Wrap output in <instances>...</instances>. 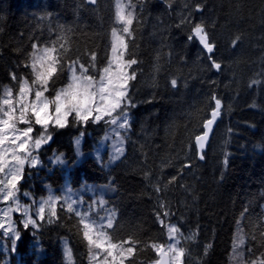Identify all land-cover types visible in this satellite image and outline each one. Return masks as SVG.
I'll list each match as a JSON object with an SVG mask.
<instances>
[{"label": "trees", "instance_id": "trees-1", "mask_svg": "<svg viewBox=\"0 0 264 264\" xmlns=\"http://www.w3.org/2000/svg\"><path fill=\"white\" fill-rule=\"evenodd\" d=\"M127 1L136 5L138 19L133 21L126 58L137 59L138 64L133 65L136 78L129 88L137 107L131 110L124 155L109 167L92 156L84 158L69 169L70 184L112 181L115 192L108 202L116 217L108 232L117 241H167L157 219V211L165 210L160 205L166 204L172 215L165 221L180 227L185 237L184 264H228L240 217L245 258H254L249 249L259 257L264 252V0H170L171 8L164 0ZM197 3L203 4L202 13L194 11ZM189 11L195 22L204 20L217 42V57L224 65L221 73L208 71L198 45L187 41L189 26L177 27ZM113 27H120L115 0H97L96 5L85 0H0V86L15 83L12 71L27 78L24 64L33 43L42 46L58 37L82 62L95 52L97 69H102L110 55ZM234 37L240 38L235 48ZM67 75L56 88L67 83ZM173 78L176 88L170 84ZM253 79L261 83L250 86ZM46 94L53 98L54 91ZM213 95L222 99L223 108L206 157L200 160L194 137L202 133L204 119L210 118ZM49 131L54 142L41 150L42 166L26 167L20 184V191L37 198L47 195V186L57 189L65 180V167L51 165L48 157L63 153L69 165L76 158L78 129ZM104 132L103 124L90 126L82 149L94 148ZM172 176L177 181L168 184ZM57 212L53 223L35 236L31 229L22 232L13 252L17 262L64 264L66 238L74 264H89L79 217L61 205ZM207 244L211 248L205 254ZM155 259V252L143 248L133 264H152Z\"/></svg>", "mask_w": 264, "mask_h": 264}, {"label": "snow or ice", "instance_id": "snow-or-ice-1", "mask_svg": "<svg viewBox=\"0 0 264 264\" xmlns=\"http://www.w3.org/2000/svg\"><path fill=\"white\" fill-rule=\"evenodd\" d=\"M89 4L96 5L97 0H87ZM171 8L170 0H164ZM121 0H116V22L121 28H112L111 53L107 57V63L102 69H97V56L95 52L89 54L87 60L81 61L79 56L69 54L67 43L63 37L45 44L31 45L32 52L27 57L24 67L29 69L27 78L18 75L15 71L9 73L15 83L11 86L2 85L3 93L0 95V199L6 205L0 208V239L11 242L10 251L15 252L18 242L22 240V232L32 230L34 236L45 224H51L58 216L57 204L61 207L66 204L68 213L79 217L82 225L83 239L89 247V264H133L136 253L143 248H149L155 252L157 259L153 264H176L183 255L181 240L185 239L180 227L166 222L165 218L172 215L166 204H161L163 211H157V219L162 228L167 232L168 240L164 242H139L136 239L115 240L107 231L112 229L114 214L109 215L104 223L97 222L89 213L95 205L104 206L103 198L94 200L86 211H80L76 205L82 203L71 197L49 195L47 199L26 205L19 202L17 193L20 191L21 181L24 180L25 165L30 169L42 166L40 152L54 142V134L49 129L57 131L76 128L78 135L74 138L76 164L80 163L79 157L83 155L81 146L87 129L92 125H107L111 136L105 140L113 141L114 149L112 159H120L124 155V140L128 139L127 133L132 127L131 110L137 107L130 95V81L136 78L133 65L138 64L134 58H126L129 47V39L133 35V21L138 19L134 15L135 4L127 5ZM194 11L203 12V4L197 3ZM189 26L187 41L196 43L199 52L204 54L208 71L221 73L224 65L217 57L218 44L208 31V25L201 18L195 22L192 12L181 16L177 27ZM240 42L239 37L232 39V47ZM67 73V83L63 87L56 88L59 80ZM214 83V82H213ZM261 81L253 79L250 86L260 84ZM172 88H176L178 81L171 79ZM54 91L52 99H49V90ZM15 90V91H14ZM214 101L210 118L204 119L202 133L194 137V149L200 160H204V151L208 143L209 135L213 131V125L221 116L223 108L222 99L211 96ZM255 106V105H253ZM22 125V126H21ZM39 126V128H37ZM99 159V157H98ZM53 165H66L63 153L49 158ZM184 167H191L185 164ZM31 175V173H29ZM177 176H172L168 184H175ZM89 191H95L93 186L86 185ZM107 187V186H105ZM160 191L159 188L156 189ZM67 191H71L69 187ZM24 196H29L28 192ZM246 211V210H245ZM13 213H19V221L13 219ZM32 213V214H30ZM242 217L245 213L241 214ZM18 225H22L20 228ZM240 225L237 224V233L240 238L234 239L230 260L238 258L240 249L245 244V238L240 233ZM195 237V233L192 234ZM255 239V235H252ZM138 244L141 245L138 248ZM264 247V243L261 245ZM205 247V254L210 250L211 244ZM254 258H245L247 264H264V252L255 257L252 249L248 250ZM68 264H72V253L67 247L64 249ZM133 259H129V258Z\"/></svg>", "mask_w": 264, "mask_h": 264}, {"label": "rangeland", "instance_id": "rangeland-1", "mask_svg": "<svg viewBox=\"0 0 264 264\" xmlns=\"http://www.w3.org/2000/svg\"><path fill=\"white\" fill-rule=\"evenodd\" d=\"M121 3L125 4L126 11L129 10L127 8V5L130 3L129 1L121 0ZM115 12H116V0H115ZM121 27H122V25H120V27H118L117 29H119ZM111 40H112V37H111ZM43 46L44 45H42L41 47H43ZM110 53H111V51H110ZM63 86H65V85H63ZM63 86H61V87H63ZM49 99H52V98L49 97ZM106 136H111L110 129H109V127L107 125H105V132L103 133L102 137L98 140V142L96 143L94 148L89 149V150H83L82 146H81V152L83 153V155L79 157L80 162L84 158L92 156L100 164H102V165H104L106 167H109L110 165L114 164L118 159L117 160H113L111 158L112 154H113V151H114V149L112 147L113 141L111 139L105 140ZM123 147H124V150H125V140H124V143H123ZM56 154H59V153H56ZM52 156H53V154L51 156H49L48 158H50ZM98 157H99V159H98ZM76 160H77V156L75 158L74 163L69 165L67 160H66V165H59L61 167H65L66 176H65L64 182L60 186H58L57 189H55L54 187L52 188L50 186H47V189L45 188L46 192H47V195H45L43 197H38V198L35 197L31 192H28L29 196L26 197V196H24V193L27 192V191H19L17 193V196L19 198V202L22 203V204H26V205H32L34 201L38 202L40 200L47 199V197L49 195L66 196V197H71V199L82 201V203H78L76 205V207L80 211H86L88 209V206L90 204H92L94 200H98L100 198H103L106 201V204L104 206L95 205L93 207L92 212H90L89 214L94 219H96L97 222H101V217L105 218L104 221H103L104 223H106V218L109 215L114 214V217H116V211L114 210V208L108 202V197L115 192V187L112 184L111 180H109L108 182H104V183L84 182L78 187H73L70 184L68 173H69V169L73 166V164H76L75 163ZM51 165H53V164H51ZM54 166H56V165H54ZM26 167H28V166L25 165V169H26ZM44 167H46V166H44ZM25 171L26 170H24V172ZM0 178H3L2 174H0ZM86 185L93 186L95 188V191H89L87 189ZM105 186H107V187H105ZM69 187L71 188L70 192L67 191V189ZM61 203H64V202L62 201V202L58 203L57 207L59 205H61ZM5 206L6 205L2 202V199H0V208L5 207ZM64 207L66 208V204L64 205ZM30 214H32V213H30ZM20 218L21 217H20L19 213H13V219L14 220L19 221ZM238 223H239L240 228H241L240 233H242L244 238H245V232H244V229H243V226H242V219L240 217L238 219L236 225H235L230 256L232 255L234 239H236L238 241L239 238H240V234L237 233V224ZM113 224H114V221H113ZM107 231H108V229H107ZM62 246H63V249H65V247L70 249V246H69L68 241H67L66 238L62 239ZM10 248H11V242L10 241L0 239V264H20L19 262L18 263L16 262V260L14 259L12 254L10 255V253H13L12 251H10ZM34 249L39 255L41 254V252L39 251V249H37L35 247V245H34ZM238 253H239L238 258L235 259V260H230L229 259V263L228 264H247V261L244 259V256H245V244L240 249H238ZM88 260H89V258H88ZM64 262H65L64 264H68V261H67V258L65 256V253H64ZM72 264H74L73 263V257H72ZM176 264H184L183 263V255L179 258V261H177Z\"/></svg>", "mask_w": 264, "mask_h": 264}, {"label": "water", "instance_id": "water-1", "mask_svg": "<svg viewBox=\"0 0 264 264\" xmlns=\"http://www.w3.org/2000/svg\"><path fill=\"white\" fill-rule=\"evenodd\" d=\"M85 1L87 2V0H85ZM87 3H88V2H87ZM88 4H89V3H88ZM215 125H216V124L213 125V130H214V128H215ZM212 133H213V131H212ZM212 133L209 135L208 143H207V145H206V148H207V146H208V144H209V142H210V139H211V137H212ZM206 148H205V150H206ZM205 150H204V151H205Z\"/></svg>", "mask_w": 264, "mask_h": 264}]
</instances>
